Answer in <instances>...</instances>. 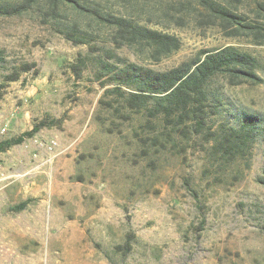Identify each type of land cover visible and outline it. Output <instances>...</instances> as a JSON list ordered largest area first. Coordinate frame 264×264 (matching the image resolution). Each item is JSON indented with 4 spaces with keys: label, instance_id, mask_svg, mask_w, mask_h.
Returning a JSON list of instances; mask_svg holds the SVG:
<instances>
[{
    "label": "rangeland",
    "instance_id": "obj_1",
    "mask_svg": "<svg viewBox=\"0 0 264 264\" xmlns=\"http://www.w3.org/2000/svg\"><path fill=\"white\" fill-rule=\"evenodd\" d=\"M81 6L170 34L178 47L110 44L111 29ZM72 27L83 42L65 34ZM102 46L110 61L154 70L224 46L251 55L258 79L223 82L212 123L259 118L249 154L224 165L179 139L144 141L158 123L120 119L99 102L110 86L93 75ZM0 54V145L38 126L0 151V264H264V0H35L0 14Z\"/></svg>",
    "mask_w": 264,
    "mask_h": 264
},
{
    "label": "trees",
    "instance_id": "obj_2",
    "mask_svg": "<svg viewBox=\"0 0 264 264\" xmlns=\"http://www.w3.org/2000/svg\"><path fill=\"white\" fill-rule=\"evenodd\" d=\"M34 1L2 2L0 14L20 13ZM84 9L111 29L110 44L123 47L131 43H147L155 48L157 54L178 47L176 37L143 26L136 20L96 6ZM222 13L234 17L228 12ZM65 30L73 41H84L83 38H74L75 27ZM100 50H104V53L100 52L94 59L93 75L101 85L110 86L105 88L99 102L115 111L120 119H127L130 113H140L145 116L149 128H155L158 123L159 132L145 136L144 141L165 146L164 143L176 144L175 140L179 139L183 142L184 150L186 146L198 147L206 151L210 159L224 165H230L249 154L259 136L256 130L259 118L246 115L239 126L223 122L215 129H212V123L217 120L214 116L225 106L221 90L223 82L234 85L258 79L255 59L251 55L232 46H224L203 50L198 57L171 68L154 70L132 61H110L114 54L105 46ZM83 65L85 60L80 58L79 63L72 66L74 72L80 74ZM16 78L17 74H14L8 79ZM37 129L38 126L0 145V151L32 136Z\"/></svg>",
    "mask_w": 264,
    "mask_h": 264
},
{
    "label": "built area",
    "instance_id": "obj_3",
    "mask_svg": "<svg viewBox=\"0 0 264 264\" xmlns=\"http://www.w3.org/2000/svg\"><path fill=\"white\" fill-rule=\"evenodd\" d=\"M37 145H38V147H43L42 142L38 143ZM57 145H58V141H57L56 139H51V140L47 143L46 148H47V150H52L53 148H56ZM45 162H46L45 159H40V160H38V161L34 164V167H35V166H36V167H39V166H41L42 164H44ZM0 175H1V178H2L3 174L0 173ZM1 178H0V180L4 179V178H2V179H1Z\"/></svg>",
    "mask_w": 264,
    "mask_h": 264
}]
</instances>
